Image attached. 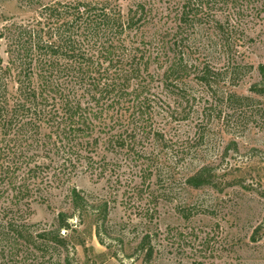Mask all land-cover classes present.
<instances>
[{
    "label": "trees",
    "instance_id": "16d2710c",
    "mask_svg": "<svg viewBox=\"0 0 264 264\" xmlns=\"http://www.w3.org/2000/svg\"><path fill=\"white\" fill-rule=\"evenodd\" d=\"M16 2L28 15L0 27V264H81L73 237L90 210L99 243L123 247L109 201L76 188L77 223L63 212L50 227L31 222L32 202L80 170L116 192L124 183L121 204L146 226L170 196L172 165L210 141L215 121L236 134L264 120V103L234 90L253 70L244 49L260 36L264 0ZM134 239L129 256L148 264L153 233Z\"/></svg>",
    "mask_w": 264,
    "mask_h": 264
},
{
    "label": "rangeland",
    "instance_id": "374dc122",
    "mask_svg": "<svg viewBox=\"0 0 264 264\" xmlns=\"http://www.w3.org/2000/svg\"><path fill=\"white\" fill-rule=\"evenodd\" d=\"M127 1L121 3L126 6ZM27 15L16 0H0V27L12 17ZM258 33L256 41L244 49L245 62L251 63L253 70L234 90L262 104L264 94L257 89H264L260 73L264 69V25L257 28ZM212 127L215 134H211L210 141L189 160L180 159L172 165L176 181L164 187L170 190V196L161 200L159 213L153 220L148 219L151 222L146 226L134 228L132 223L141 221V214L121 204L124 183L116 192L110 182L97 180L84 170L62 189H55L47 200L32 202L31 222L50 227L63 212L72 213L70 220L77 223L67 196L76 188L91 204L109 201L108 218L114 235L124 240L123 247L118 241L111 249L100 244L95 234L97 216L90 210L78 228V237H73L81 264H142L141 259L129 255L136 253L134 237L147 229L153 233L155 248L148 264H264V120L252 115L235 130L236 134L224 130L221 121H215ZM202 172L205 181L195 177ZM154 188L160 192L163 186L156 183ZM113 251L118 256H113Z\"/></svg>",
    "mask_w": 264,
    "mask_h": 264
}]
</instances>
